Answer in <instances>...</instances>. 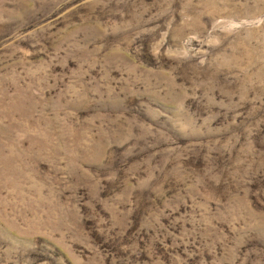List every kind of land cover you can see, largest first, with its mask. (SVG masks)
I'll use <instances>...</instances> for the list:
<instances>
[{"label":"rangeland","instance_id":"1","mask_svg":"<svg viewBox=\"0 0 264 264\" xmlns=\"http://www.w3.org/2000/svg\"><path fill=\"white\" fill-rule=\"evenodd\" d=\"M0 264H264V0H0Z\"/></svg>","mask_w":264,"mask_h":264}]
</instances>
